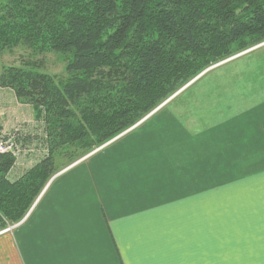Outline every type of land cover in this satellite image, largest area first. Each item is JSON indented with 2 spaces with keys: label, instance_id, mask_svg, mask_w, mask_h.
<instances>
[{
  "label": "crops",
  "instance_id": "crops-1",
  "mask_svg": "<svg viewBox=\"0 0 264 264\" xmlns=\"http://www.w3.org/2000/svg\"><path fill=\"white\" fill-rule=\"evenodd\" d=\"M244 56L57 165L0 232V264H264V50ZM40 160L17 158L9 181Z\"/></svg>",
  "mask_w": 264,
  "mask_h": 264
},
{
  "label": "trees",
  "instance_id": "trees-1",
  "mask_svg": "<svg viewBox=\"0 0 264 264\" xmlns=\"http://www.w3.org/2000/svg\"><path fill=\"white\" fill-rule=\"evenodd\" d=\"M264 43V0H1L0 53L51 52L67 78L7 67L0 88L30 106L48 154L11 182L0 154V232L57 172L136 125L205 69ZM2 128L0 126V136Z\"/></svg>",
  "mask_w": 264,
  "mask_h": 264
},
{
  "label": "rangeland",
  "instance_id": "rangeland-1",
  "mask_svg": "<svg viewBox=\"0 0 264 264\" xmlns=\"http://www.w3.org/2000/svg\"><path fill=\"white\" fill-rule=\"evenodd\" d=\"M261 49L264 50V43L244 51H239L233 56L205 69L188 84L191 82H197L198 80V82H207L212 80L214 75L218 77L222 73H229L230 71L226 70H228L231 66L232 59L242 57L252 51L258 52ZM7 67H32L36 71L54 76L58 80H64L67 78V74L64 71L65 63L59 55L49 51L39 53L20 45L5 49L0 53V74L2 73L3 68ZM223 68L227 69L221 71ZM225 77L226 79L221 80L220 82H223L221 84L225 86V88L227 87L230 89V82L228 80L229 75L226 74ZM171 97L169 99H171ZM169 99H167L150 114L157 111L161 106H164ZM0 126L3 128L0 136V144L2 147H6L8 150L13 151L12 153H17L18 160L20 157L23 158L33 154L37 151V149L39 150L40 157L42 158L48 154L43 143L42 123L37 119L36 112H34L30 106L19 103L16 98H14L12 91L3 88L0 89ZM82 158L85 159V156ZM82 158H79L76 161L74 160L73 163ZM56 161L61 169L65 167V165L72 164L69 162L67 156L63 155L58 156Z\"/></svg>",
  "mask_w": 264,
  "mask_h": 264
},
{
  "label": "built area",
  "instance_id": "built-area-1",
  "mask_svg": "<svg viewBox=\"0 0 264 264\" xmlns=\"http://www.w3.org/2000/svg\"><path fill=\"white\" fill-rule=\"evenodd\" d=\"M133 128H134V126H133L132 128H130L129 130H131V129H133ZM129 130H127V131H129ZM127 131H125L124 133L118 135L117 137H115L114 139L110 140L109 142H107L106 144H104L103 146H101V147H99V148H102V147H104L105 145L111 143V142L114 141L115 139H117V138H119L120 136H122L123 134H125ZM6 152L11 153V154L15 157V160L18 158V157H17V153H12L13 151L8 150L6 147H2V145L0 144V154L6 153ZM16 225H17V224H16Z\"/></svg>",
  "mask_w": 264,
  "mask_h": 264
}]
</instances>
